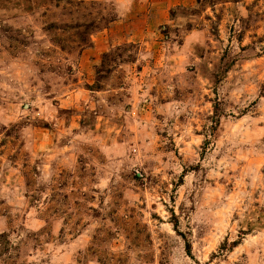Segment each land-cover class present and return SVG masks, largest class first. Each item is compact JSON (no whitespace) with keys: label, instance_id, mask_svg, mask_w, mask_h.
<instances>
[{"label":"rangeland","instance_id":"obj_1","mask_svg":"<svg viewBox=\"0 0 264 264\" xmlns=\"http://www.w3.org/2000/svg\"><path fill=\"white\" fill-rule=\"evenodd\" d=\"M0 264H264V0H0Z\"/></svg>","mask_w":264,"mask_h":264}]
</instances>
